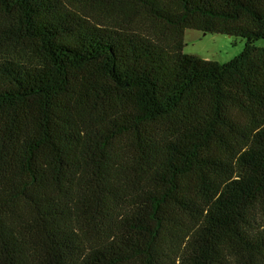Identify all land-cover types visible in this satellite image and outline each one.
Returning a JSON list of instances; mask_svg holds the SVG:
<instances>
[{
    "label": "trees",
    "instance_id": "1",
    "mask_svg": "<svg viewBox=\"0 0 264 264\" xmlns=\"http://www.w3.org/2000/svg\"><path fill=\"white\" fill-rule=\"evenodd\" d=\"M260 40L264 0H0V264H264Z\"/></svg>",
    "mask_w": 264,
    "mask_h": 264
},
{
    "label": "rangeland",
    "instance_id": "2",
    "mask_svg": "<svg viewBox=\"0 0 264 264\" xmlns=\"http://www.w3.org/2000/svg\"><path fill=\"white\" fill-rule=\"evenodd\" d=\"M186 47L184 52L200 55L207 60H215L224 63L237 56L244 47V39L240 37H231L225 34L214 35L202 33L194 29H187L185 32ZM260 45H264V40L259 41ZM118 217L126 214L130 208V202L125 199L118 206ZM95 236H97L95 234Z\"/></svg>",
    "mask_w": 264,
    "mask_h": 264
}]
</instances>
